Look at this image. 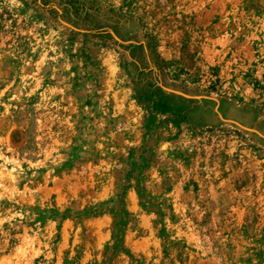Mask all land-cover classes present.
I'll return each mask as SVG.
<instances>
[{"label":"rangeland","instance_id":"rangeland-1","mask_svg":"<svg viewBox=\"0 0 264 264\" xmlns=\"http://www.w3.org/2000/svg\"><path fill=\"white\" fill-rule=\"evenodd\" d=\"M0 264H264V0H0Z\"/></svg>","mask_w":264,"mask_h":264},{"label":"clouds","instance_id":"clouds-1","mask_svg":"<svg viewBox=\"0 0 264 264\" xmlns=\"http://www.w3.org/2000/svg\"><path fill=\"white\" fill-rule=\"evenodd\" d=\"M17 2V0H12V3H16Z\"/></svg>","mask_w":264,"mask_h":264}]
</instances>
